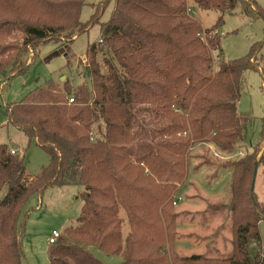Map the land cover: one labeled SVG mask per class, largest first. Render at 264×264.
Here are the masks:
<instances>
[{"label":"trees","instance_id":"1","mask_svg":"<svg viewBox=\"0 0 264 264\" xmlns=\"http://www.w3.org/2000/svg\"><path fill=\"white\" fill-rule=\"evenodd\" d=\"M110 1L93 6L91 19L82 22L87 0H0V73L9 71L12 77L25 73L31 50L72 44L101 24V37L86 53L90 86L49 80L9 107L10 124L35 140L50 162L39 176L28 178L19 154L0 144V196L5 192L0 264H23L31 197L72 185L81 187L83 205L77 225L64 231L71 242L50 248V264H102L84 245L118 255L122 264H264V201L253 186L255 165L264 166V152L258 159L264 123L253 152L224 165L232 170L230 202L222 206L232 223L231 253L179 258L172 207L188 178L195 145H213L230 155L244 142L241 79L247 71L259 72L262 45L245 58L227 61L218 28L238 4L252 18L264 20V11L256 0H114L110 19L101 23ZM188 1L219 11L218 23L204 30ZM141 115H147V125ZM140 137L141 152H133L129 147ZM121 209L130 226L125 239Z\"/></svg>","mask_w":264,"mask_h":264},{"label":"rangeland","instance_id":"2","mask_svg":"<svg viewBox=\"0 0 264 264\" xmlns=\"http://www.w3.org/2000/svg\"><path fill=\"white\" fill-rule=\"evenodd\" d=\"M102 1L87 0V5L83 7L81 13L82 22L91 19L94 14L93 6ZM256 1L264 11V0ZM114 4V0H111L101 23L110 19ZM188 6L194 10V19L204 30L214 27L222 15L219 11L199 9L192 1H188ZM100 26L101 24L93 26L88 33L79 36L72 44L62 41L59 44H47L38 51L31 50L25 58L27 66L23 74L12 77L9 71L0 73V144H6L10 149L18 148L28 178L39 176L49 165L50 159L35 140H30L10 124L9 107L22 101L32 90L44 86L49 80L56 83L69 80L75 87L82 83L90 86L89 79L85 77L86 53L88 46L96 43L101 37ZM218 34L222 35L220 50L227 61L245 58L255 45H262L258 55L261 66L259 72L247 71L241 79V98L238 104L240 121L244 129V142L241 147L229 155L222 153L213 145H195L189 153L188 178L179 186V191L172 202L177 215L174 251L181 259L193 256L225 257L231 253L232 223L228 210L222 206L230 202L232 170L225 168L224 165L252 153L261 142L264 123V20L247 16L243 4H238L234 10L225 14ZM203 36L207 41L208 36L205 34ZM19 37L21 38L22 34H19ZM218 55L214 53V65ZM98 61L102 63L101 68L105 73L107 68L102 62L103 55L98 56ZM140 120L141 123L148 124L147 115H141ZM142 138L136 140V145L129 147L133 152L140 151L144 144ZM263 152L264 144L261 145L258 159ZM81 190V187L73 185L50 187L43 193L31 197L26 208L22 243L23 264H50L49 250L52 247L50 238L54 232L60 234L58 243L71 242L64 231L77 225V218L83 205L79 197ZM255 190L259 199L264 201V166L259 167ZM4 195L5 192L1 194L0 199ZM216 207L217 211H213ZM126 217L124 210L121 209L124 239L130 232ZM260 232L264 248V220L260 223ZM84 249L102 264L123 262L120 256L108 255L93 245H84Z\"/></svg>","mask_w":264,"mask_h":264},{"label":"built area","instance_id":"3","mask_svg":"<svg viewBox=\"0 0 264 264\" xmlns=\"http://www.w3.org/2000/svg\"><path fill=\"white\" fill-rule=\"evenodd\" d=\"M189 12H190V10H189ZM100 43H102V41H100ZM73 99H71L70 100V103H73ZM12 153L13 154H17V153H19V150L18 149H13L12 150ZM178 202H180V200H178ZM176 204V203H175ZM177 205V204H176ZM59 239H60V234H58L57 232H54L53 233V235H52V237L50 238V244H55V243H57L58 241H59Z\"/></svg>","mask_w":264,"mask_h":264},{"label":"water","instance_id":"4","mask_svg":"<svg viewBox=\"0 0 264 264\" xmlns=\"http://www.w3.org/2000/svg\"><path fill=\"white\" fill-rule=\"evenodd\" d=\"M257 173H258V165H255V174H254V178H253V186L256 183V179H257Z\"/></svg>","mask_w":264,"mask_h":264},{"label":"crops","instance_id":"5","mask_svg":"<svg viewBox=\"0 0 264 264\" xmlns=\"http://www.w3.org/2000/svg\"><path fill=\"white\" fill-rule=\"evenodd\" d=\"M18 149V148H17Z\"/></svg>","mask_w":264,"mask_h":264}]
</instances>
